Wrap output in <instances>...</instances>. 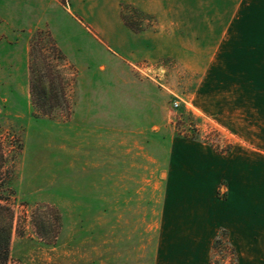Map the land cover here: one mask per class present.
Wrapping results in <instances>:
<instances>
[{
    "label": "rangeland",
    "instance_id": "374dc122",
    "mask_svg": "<svg viewBox=\"0 0 264 264\" xmlns=\"http://www.w3.org/2000/svg\"><path fill=\"white\" fill-rule=\"evenodd\" d=\"M114 3L56 0L33 13L23 32L13 24L16 37L1 40L4 53L16 43L27 47L29 71L28 98L19 88L0 87V178L14 212L9 264H153L170 139L195 134L221 154L235 147L253 153V118L241 138L199 117L192 102L207 52L221 42L213 8L199 1L192 11L184 8L192 21L165 42L177 54L152 62L143 59L146 40L121 16L141 33L153 32L152 18L125 1L116 13ZM34 38L37 62L60 73L68 100L39 119L30 95ZM182 109L193 117H181ZM211 264L234 258L221 248Z\"/></svg>",
    "mask_w": 264,
    "mask_h": 264
},
{
    "label": "crops",
    "instance_id": "0c3cea01",
    "mask_svg": "<svg viewBox=\"0 0 264 264\" xmlns=\"http://www.w3.org/2000/svg\"><path fill=\"white\" fill-rule=\"evenodd\" d=\"M55 1L0 0V87L29 97L28 49L16 43L12 54L4 53L8 44L1 40L12 38L13 24L22 26ZM123 1L152 18L153 32L126 27L146 40L143 59L152 62L177 54L165 42L177 38L179 24L192 21L184 8L192 11L195 1L213 8L221 42L207 52L191 95L194 109L240 137L250 133L253 118V153L235 147L221 154L196 140L170 139L153 264H211L221 230L228 232L238 264H264V0H115L116 13Z\"/></svg>",
    "mask_w": 264,
    "mask_h": 264
},
{
    "label": "trees",
    "instance_id": "16d2710c",
    "mask_svg": "<svg viewBox=\"0 0 264 264\" xmlns=\"http://www.w3.org/2000/svg\"><path fill=\"white\" fill-rule=\"evenodd\" d=\"M121 17L126 27L134 32H139L129 18L124 14ZM35 42L34 38L30 52V95L34 108L33 117L39 119L41 117H52L57 110H61L68 105V100L66 98V87L60 81V73L55 72L53 67L46 65L45 60L41 64L37 62L39 51H37ZM55 52L60 55L61 59L63 58L60 52H57V50ZM54 79L59 80V83H55ZM181 117L190 119L193 116L191 113L186 114L185 110L182 109ZM191 132H195L194 126H191ZM194 135L187 139L196 140L197 138ZM7 185V182L0 178V264H9L10 242L14 225V212L8 205L10 196L6 193L8 191ZM221 248L230 251L234 258V264H238L235 250L231 246L228 232L225 230L219 232L213 243V258Z\"/></svg>",
    "mask_w": 264,
    "mask_h": 264
},
{
    "label": "built area",
    "instance_id": "2783aa9c",
    "mask_svg": "<svg viewBox=\"0 0 264 264\" xmlns=\"http://www.w3.org/2000/svg\"><path fill=\"white\" fill-rule=\"evenodd\" d=\"M180 105L178 102H175L174 105H173V108L174 109H179Z\"/></svg>",
    "mask_w": 264,
    "mask_h": 264
}]
</instances>
